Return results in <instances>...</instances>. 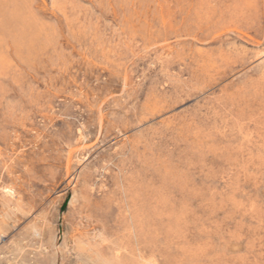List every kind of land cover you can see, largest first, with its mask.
I'll return each instance as SVG.
<instances>
[{"label":"rangeland","instance_id":"rangeland-1","mask_svg":"<svg viewBox=\"0 0 264 264\" xmlns=\"http://www.w3.org/2000/svg\"><path fill=\"white\" fill-rule=\"evenodd\" d=\"M0 264H264V0H0Z\"/></svg>","mask_w":264,"mask_h":264}]
</instances>
